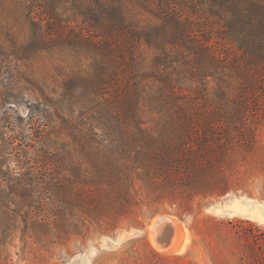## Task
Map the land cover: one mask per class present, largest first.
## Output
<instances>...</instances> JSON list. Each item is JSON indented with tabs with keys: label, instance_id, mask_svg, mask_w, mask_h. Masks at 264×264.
<instances>
[{
	"label": "trees",
	"instance_id": "1",
	"mask_svg": "<svg viewBox=\"0 0 264 264\" xmlns=\"http://www.w3.org/2000/svg\"><path fill=\"white\" fill-rule=\"evenodd\" d=\"M26 5L39 12L30 11V36L12 41L10 54L57 56L63 81L47 92L26 78L42 97L29 117L38 140L22 118L4 122L0 264H11L18 237L64 246L114 232L143 206L234 190L233 173L257 154L264 124V0ZM4 63L0 80L9 81ZM16 89L2 97L16 99ZM30 142L40 147L29 151Z\"/></svg>",
	"mask_w": 264,
	"mask_h": 264
},
{
	"label": "rangeland",
	"instance_id": "2",
	"mask_svg": "<svg viewBox=\"0 0 264 264\" xmlns=\"http://www.w3.org/2000/svg\"><path fill=\"white\" fill-rule=\"evenodd\" d=\"M26 3L27 0H0V46L8 54L7 57L0 55V59L13 70L9 81L0 80V144L3 133L9 132L4 122L10 116L22 118L24 133L38 140L29 117L32 104L42 102V97L26 78L47 92L58 90L63 81L57 56L40 55L21 61L10 54L12 41L21 46L30 36L27 19L30 11L33 15L39 12L38 9L29 10ZM66 16L71 17L70 14ZM217 42L218 37L213 35L210 44L218 46ZM9 84L17 88L16 99L2 97L9 92ZM144 119L147 126H151L155 116L146 112ZM257 140V154L247 157L245 162L239 161L232 177L234 190L227 195L196 198L188 204L165 202L143 206L134 216L124 219L114 232L97 231L86 238L73 239L64 246L42 248L32 240L22 243L18 237L11 249V264H264V221L243 215L219 217L206 211L211 203L231 197L264 204V124L257 128ZM32 144L35 147H29V151L40 147V143H29ZM158 215L171 216L182 229L186 242L180 253H163L152 244L150 226ZM106 241H115V245L106 247Z\"/></svg>",
	"mask_w": 264,
	"mask_h": 264
},
{
	"label": "water",
	"instance_id": "3",
	"mask_svg": "<svg viewBox=\"0 0 264 264\" xmlns=\"http://www.w3.org/2000/svg\"><path fill=\"white\" fill-rule=\"evenodd\" d=\"M240 200L244 204H246L247 208H252L256 204H261L260 202L243 197L240 198L231 197L211 203L210 205L207 206L206 211L219 217H232L233 215L236 214L232 210L233 204L235 203V201H240ZM262 205L264 206V204ZM261 210H262V214L264 215V208ZM156 217H158V220L155 222L153 226L154 242L159 248H165L167 246H170L174 242L176 238V226L170 219L171 216L167 217L163 215H158ZM255 219L259 221L258 217H256ZM185 242H186L185 240L182 241L181 249L184 247ZM114 245H115V241H106L105 244V246L109 248L113 247Z\"/></svg>",
	"mask_w": 264,
	"mask_h": 264
},
{
	"label": "bare ground",
	"instance_id": "4",
	"mask_svg": "<svg viewBox=\"0 0 264 264\" xmlns=\"http://www.w3.org/2000/svg\"><path fill=\"white\" fill-rule=\"evenodd\" d=\"M264 206L262 204H256L255 206H253L252 208H247L246 204H244L241 200L240 201H235V203L233 204L232 210L233 212H235L236 215H243V216H249L251 218H259V221H264V215L262 214V210ZM232 216V217H233ZM171 219V218H170ZM158 220V217L154 218V221L152 223V225L150 226V237H151V242L152 244L155 246L156 249H158V251L163 252V253H167V254H176V253H180L183 248L181 249V245H182V241H183V233H182V229L179 228V225H177V223L173 220L172 222L175 224L176 226V238L174 240V242L170 245L167 246L165 248H159L155 242H154V231H153V226L155 224V222ZM124 237H126V235H124ZM88 264V263H87Z\"/></svg>",
	"mask_w": 264,
	"mask_h": 264
}]
</instances>
